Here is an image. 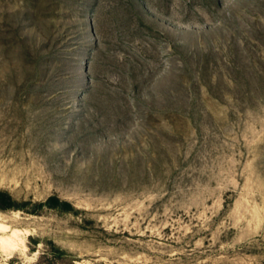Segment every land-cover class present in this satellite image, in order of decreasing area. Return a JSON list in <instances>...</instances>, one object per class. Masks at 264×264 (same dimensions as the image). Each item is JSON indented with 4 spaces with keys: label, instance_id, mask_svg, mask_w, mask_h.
Returning <instances> with one entry per match:
<instances>
[{
    "label": "rangeland",
    "instance_id": "obj_1",
    "mask_svg": "<svg viewBox=\"0 0 264 264\" xmlns=\"http://www.w3.org/2000/svg\"><path fill=\"white\" fill-rule=\"evenodd\" d=\"M0 191V264H264V0H0Z\"/></svg>",
    "mask_w": 264,
    "mask_h": 264
},
{
    "label": "trees",
    "instance_id": "obj_2",
    "mask_svg": "<svg viewBox=\"0 0 264 264\" xmlns=\"http://www.w3.org/2000/svg\"><path fill=\"white\" fill-rule=\"evenodd\" d=\"M14 204L13 198L7 192L0 191V205L4 208H9ZM47 206L58 207L64 206L68 209H73L72 205L68 202L61 201L58 197H50L45 202Z\"/></svg>",
    "mask_w": 264,
    "mask_h": 264
},
{
    "label": "bare ground",
    "instance_id": "obj_3",
    "mask_svg": "<svg viewBox=\"0 0 264 264\" xmlns=\"http://www.w3.org/2000/svg\"><path fill=\"white\" fill-rule=\"evenodd\" d=\"M5 230V226H3L2 224H0V231H4ZM9 239V238H8ZM8 239H6V238H3V237H0V244L3 246V247H5V248H7V247H11V242L8 240Z\"/></svg>",
    "mask_w": 264,
    "mask_h": 264
}]
</instances>
